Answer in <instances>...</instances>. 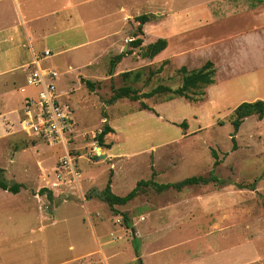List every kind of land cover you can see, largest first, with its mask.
<instances>
[{
	"label": "rangeland",
	"instance_id": "1",
	"mask_svg": "<svg viewBox=\"0 0 264 264\" xmlns=\"http://www.w3.org/2000/svg\"><path fill=\"white\" fill-rule=\"evenodd\" d=\"M222 1L131 0L128 3V21L121 28L123 37L118 40L117 47L111 45L109 39L102 40L104 42L98 45L100 49L104 48L84 67L82 63L93 58V53L84 46L72 47L87 43L101 34L100 29L109 25L96 21L101 17L97 13L99 10L93 12L98 2L78 6L75 9L77 20L82 22H77L75 31L66 34V38L47 40L46 47L51 56L40 61L41 68L57 70L54 81L57 99L69 111L71 118L70 130L61 140L50 139L35 130L34 126H38L35 108H26L23 98L35 99L38 90L26 84L28 72H25L19 78L25 87V92L21 93L19 86L11 84V74L2 73L4 64L0 58V178L8 185L17 183L21 186L17 193L0 189V242L34 240L38 244L46 241L52 249L53 260H69L79 252L96 250L92 223L95 231L105 234L107 240L125 243L126 252L132 258L131 264H136L132 235L137 234L139 220H143L139 218L141 213L165 203L192 202L194 199L176 198L187 194L195 197L222 191L221 201L236 203L243 208L241 219L244 221L242 226V223L238 225V230L243 238L251 237L255 241L252 247L262 258L257 264H264V117L259 120L254 115L243 120L235 136V150H232L231 142L233 110L242 103V99L248 101L253 93L260 92L257 85L256 88L247 87L258 84L260 73H255L254 82L249 80L251 72H245L238 84L236 78L228 84L222 81L223 66L217 61L218 83L209 86L207 96L199 102L183 98L168 101L163 95L141 101H109L112 88L127 84L119 76L126 71H142L140 81L130 84L140 92H148L160 84L172 89L179 87L181 76L178 69L183 65L188 70L197 69V65L207 57L202 46V50L190 48L196 42L201 44L202 33L220 37L236 32L240 27L226 16L216 14L219 8L215 5ZM237 1L230 0L232 3ZM257 2L263 4L264 0H244L245 4ZM199 4L208 6L213 15L211 19L216 20L214 23L209 24V19L199 17L203 13L189 17L192 14L187 10ZM91 11L95 21L89 30L85 28ZM143 14L150 20L141 26L140 35L135 17ZM6 22H0V25ZM193 33H201V36L196 42L193 37L188 42L189 34ZM136 37L142 39V47L163 38L168 48L153 59L142 58V49H131L128 45ZM177 37H180L179 41ZM262 38L260 46L264 48ZM177 41L181 42L184 50L175 52ZM122 53L125 55L109 75L111 60ZM251 56L244 53L242 67L253 65L252 69L264 62L254 65ZM259 56L263 57L261 53ZM159 68L161 71L158 73ZM84 69L92 71L91 76ZM82 78L94 83L92 91L81 83ZM206 90H202L204 94ZM141 102L152 111H139ZM182 123L185 127L181 126ZM105 124L114 127L116 133L114 136L106 135V144L98 150L106 158L96 159L98 142L95 135ZM111 170V191L117 196H124L141 180L172 184L191 177H208L212 171L218 182L189 186L181 191L168 189L161 193L147 187L127 204L114 205L110 209L104 197H98L95 191H104ZM43 188L50 192V198L46 193H38ZM37 193L39 196L34 198ZM212 201L216 200L211 198ZM199 206L207 211L206 205L199 203ZM185 209H179L178 218L181 217L183 222L191 217ZM123 216L129 219L131 229L123 223ZM199 217L207 219L208 216ZM170 231L178 237L187 233L185 226L180 229L173 227L162 231L164 240L170 239L166 236ZM85 261L92 264L94 260L87 258Z\"/></svg>",
	"mask_w": 264,
	"mask_h": 264
},
{
	"label": "crops",
	"instance_id": "2",
	"mask_svg": "<svg viewBox=\"0 0 264 264\" xmlns=\"http://www.w3.org/2000/svg\"><path fill=\"white\" fill-rule=\"evenodd\" d=\"M94 2L98 3L94 6L93 12L99 10L97 13L101 16L96 21L109 26L100 29L102 31L101 34H98L87 43L72 47L75 49L84 46L87 49L89 48L88 51L90 53H93V58H88L82 63V66L95 59L97 54L102 51L104 47L100 49L98 45L104 42L102 40L109 39V43L117 47L118 40L123 37L121 28L128 21L126 17L130 13L128 3H131V0H0V22L2 24L7 21L5 24L0 25V58L4 64V68L1 70H3V74H11V84L19 86L25 92V87H22V81L19 80L22 74L24 76V73L28 72L26 74L27 79L30 73L36 69H48L40 67V61L48 57L44 56V52L47 51L49 56H51L50 51L46 47L47 40L53 37L66 38L65 36H68L66 34L74 32L77 22H82V20H77L78 14L75 9L82 4ZM223 3H225L224 6ZM202 6L199 4L189 8L187 12L192 14L189 17H195L196 13H203L199 17L204 16V19L210 20L209 24L214 23L216 20L211 19L213 15L208 10V6ZM215 7L219 8L216 13L219 14V17L226 16L231 19L232 23L235 22L240 27L236 28V32L220 37H213L208 34L203 35L202 33L201 44L196 42L201 33L189 34L188 42H191V37L196 42L190 48L193 46L200 49L202 46V49L207 54V57L197 67L199 66L198 68H200L206 61H211L215 67L214 84L218 83L216 78L219 70L217 61L223 66L221 68L222 81L224 80L228 84L234 81L233 78H236L238 84L243 79L242 75L245 72H251L252 78H249V80L254 82L256 80L255 73L259 72L261 77L259 81L262 79L261 82L259 83L258 81V84L253 85L254 87H247L251 89L256 88L255 86L257 85L260 92L253 93L248 101L242 99V103L264 102V62H261L264 61V48L260 46L262 37H264V3L245 4L244 0L233 3L230 0H224L220 2V5L216 4ZM92 14L91 11V18L87 20L85 29L91 30L93 28L91 24L95 21V18L92 17ZM106 16L108 18L104 19ZM179 38L177 37L178 41ZM178 41L175 45L177 47L175 52L185 49L180 45L181 42ZM95 45H98V47ZM167 46L162 52H165L168 48ZM208 51L211 52V55ZM245 52L248 57L252 55L251 58L254 60V65L258 62L261 63L257 67H252V69L250 68L253 65L245 64L242 67L241 63ZM260 53L263 57L259 56ZM113 71L109 75H112ZM88 73L91 76L92 71L91 73L88 71ZM208 88L203 96L204 99L208 94ZM27 97L23 98L24 101ZM110 128L113 132L108 134L114 136L116 129L114 127ZM103 144L106 143L103 142ZM99 148L100 146L98 145L96 149L99 150ZM110 172L112 175V170ZM111 175L109 174L110 191ZM111 193L114 194L112 191ZM211 193L197 194L198 196L195 197L189 194L186 197H176L179 200H194L187 203L184 200L165 203L157 209L141 213L139 218H143V220H139L136 228L137 234L132 235V248L136 256V264H257L261 261L262 258L252 247L255 241L251 237L243 238L241 231L238 230V225L242 223L240 224L242 226L244 221L241 219L244 216L243 208L236 205V203L221 201L222 191L221 193ZM225 194H227V191H225ZM35 196L38 197L39 194H34L33 197L35 198ZM88 197V199L91 198V196ZM98 197H104L103 192H99ZM211 198L216 201L211 202ZM202 201L204 203H201ZM199 203L206 205L205 209L207 211H204L199 206ZM209 205H213L212 208H209ZM179 207L186 208L184 211L191 215L186 222H183L181 217L178 218L180 215L179 209H182ZM200 215H207L208 217L206 219L199 217ZM248 215L250 214L247 213ZM199 220L201 222L204 221V224L199 223ZM125 225L131 229L129 219ZM183 226L187 229V233L183 237H178L177 233V235H172L170 234L171 231L166 234L167 238H170L168 240H164L165 235H161L162 231H169L173 227L180 229ZM91 228L93 239L97 246L96 250L85 253L79 252L74 254L72 259L69 260L66 258L53 260V256H51L52 249H49L50 246H48L46 241H39L36 244L37 242L34 240L22 242L2 240L0 242V264H88V261H85L87 258L94 260L92 264H131L132 258L126 252L125 243H115L113 240H107L105 234L95 231V225L92 223ZM251 230H253L252 226ZM258 234L259 232H256V235ZM69 248L72 249L73 246ZM164 253L165 255H163Z\"/></svg>",
	"mask_w": 264,
	"mask_h": 264
},
{
	"label": "trees",
	"instance_id": "3",
	"mask_svg": "<svg viewBox=\"0 0 264 264\" xmlns=\"http://www.w3.org/2000/svg\"><path fill=\"white\" fill-rule=\"evenodd\" d=\"M150 17L146 14L139 15L135 17V21L138 22L137 31L140 35H142L141 26L147 22H149ZM131 49H142L141 57L147 59H153L158 54H160L167 46V42L165 39H157L155 42L142 47V39L136 37L128 44ZM125 54H119L114 56L110 62V70L109 74L114 70V66L118 63L122 56ZM158 73L161 71L159 68ZM178 74L181 76V84L179 87L172 89L165 85H157L156 87L152 88L148 92H140L136 88L132 87L130 84H134L140 81L142 76L141 70L135 71H126L121 73L119 76L123 82L127 83L124 86L118 88H112V96L110 98V102H114L120 99H129L131 101H141L143 99H149L154 96L163 95L167 97V100H173L175 98H183L185 100H189L190 102H199L203 99L204 93L203 89L207 88L214 84V77H215V67L211 61H206L200 68L188 70L185 66H181L178 69ZM81 82L85 85V87L92 91L94 88V83L81 79ZM141 110H148L152 111V109L144 104L143 102L140 103ZM256 115L259 120L264 117V102L262 101H255V102H243L239 106H237L233 111V118L231 120V125L233 126V134L231 135V142H232V150L236 149L235 144V136L236 133L241 126L243 120L250 116ZM181 126L185 127V123H182ZM113 132V130L105 124L102 127V130L95 135V140L98 142V145L101 147L103 146L104 137L108 134ZM217 165V161L214 162ZM111 175V172H110ZM212 171L209 173L208 177H191L184 179L177 183L172 184H157L151 180L149 181H138L136 186L125 196L118 197L111 193L110 191V177L106 183V186L103 191V196L105 201L107 202L110 209L114 205H125L129 201L133 200L139 192L143 188L152 187L157 192H163L168 189H174L175 191H181L183 188L194 186V185H206L210 182H218L217 178L212 176ZM20 184L14 183L12 185H8L4 179L0 178V189L3 191H9L11 193H17L20 189ZM39 194L46 193L48 198L51 197V194L46 189H41L38 192ZM123 222L127 224L128 219L123 216Z\"/></svg>",
	"mask_w": 264,
	"mask_h": 264
},
{
	"label": "built area",
	"instance_id": "4",
	"mask_svg": "<svg viewBox=\"0 0 264 264\" xmlns=\"http://www.w3.org/2000/svg\"><path fill=\"white\" fill-rule=\"evenodd\" d=\"M44 56H49L47 51ZM57 79V72L53 69H36L26 79V84L37 88L36 98L25 99L26 108H35L36 131L44 136L61 140L66 132L70 130L71 118L69 111L62 107L57 99L54 81ZM24 92L23 89H20Z\"/></svg>",
	"mask_w": 264,
	"mask_h": 264
},
{
	"label": "water",
	"instance_id": "5",
	"mask_svg": "<svg viewBox=\"0 0 264 264\" xmlns=\"http://www.w3.org/2000/svg\"><path fill=\"white\" fill-rule=\"evenodd\" d=\"M100 158H105V155L103 154V155H100L99 154V152H98V149L96 150V159H100ZM95 193L97 194V195H99V192L98 191H95ZM89 198V197H88Z\"/></svg>",
	"mask_w": 264,
	"mask_h": 264
}]
</instances>
